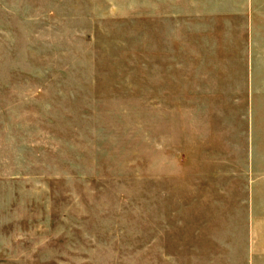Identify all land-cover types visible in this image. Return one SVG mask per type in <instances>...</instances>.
<instances>
[{
	"label": "rangeland",
	"instance_id": "obj_1",
	"mask_svg": "<svg viewBox=\"0 0 264 264\" xmlns=\"http://www.w3.org/2000/svg\"><path fill=\"white\" fill-rule=\"evenodd\" d=\"M7 87L10 264H169L153 243L152 0H0Z\"/></svg>",
	"mask_w": 264,
	"mask_h": 264
},
{
	"label": "crops",
	"instance_id": "obj_2",
	"mask_svg": "<svg viewBox=\"0 0 264 264\" xmlns=\"http://www.w3.org/2000/svg\"><path fill=\"white\" fill-rule=\"evenodd\" d=\"M5 93L0 264L15 260L17 216ZM152 108L158 254L169 264H264V0H152Z\"/></svg>",
	"mask_w": 264,
	"mask_h": 264
}]
</instances>
